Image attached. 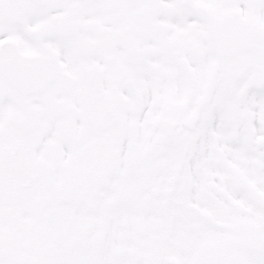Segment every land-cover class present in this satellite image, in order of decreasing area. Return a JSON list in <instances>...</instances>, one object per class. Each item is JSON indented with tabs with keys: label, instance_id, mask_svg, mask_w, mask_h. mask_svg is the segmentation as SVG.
Here are the masks:
<instances>
[{
	"label": "snow or ice",
	"instance_id": "6c2138e0",
	"mask_svg": "<svg viewBox=\"0 0 264 264\" xmlns=\"http://www.w3.org/2000/svg\"><path fill=\"white\" fill-rule=\"evenodd\" d=\"M0 264H264V0H0Z\"/></svg>",
	"mask_w": 264,
	"mask_h": 264
}]
</instances>
